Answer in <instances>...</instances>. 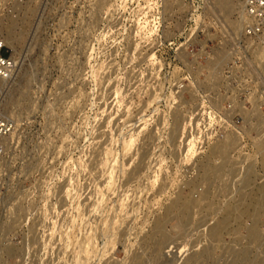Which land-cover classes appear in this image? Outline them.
Here are the masks:
<instances>
[{"label":"rangeland","instance_id":"1","mask_svg":"<svg viewBox=\"0 0 264 264\" xmlns=\"http://www.w3.org/2000/svg\"><path fill=\"white\" fill-rule=\"evenodd\" d=\"M219 1L0 0V36L10 35L18 62L4 84L17 131L0 171V264H260L264 246L248 232L258 219L264 228V209L244 226L237 219L264 180V120L249 123L250 151L225 136L185 154L186 115L212 85H148L152 56L159 67L192 46L222 51L218 67L231 58L243 0H224L234 8L226 15ZM193 3L201 8L186 25ZM180 57L183 76H211L208 64L192 73L191 56ZM228 139L212 172L211 151ZM207 176L221 193L167 213L197 198ZM16 185L22 192L9 191Z\"/></svg>","mask_w":264,"mask_h":264},{"label":"built area","instance_id":"2","mask_svg":"<svg viewBox=\"0 0 264 264\" xmlns=\"http://www.w3.org/2000/svg\"><path fill=\"white\" fill-rule=\"evenodd\" d=\"M200 8L199 4L193 3V12L187 16L186 25L195 20L194 13L199 12ZM238 20L243 30L235 44L240 45L232 49L229 53L231 58L219 67L218 63L214 65L217 62L215 50L195 51L192 46H188L183 52L182 48H177L167 57L162 56L159 67L155 65V56L150 59L148 85H176L178 89H183L185 85H212L208 90L197 92V102L186 115L187 124L181 137V149H185V154L192 147L197 154L195 157H198L215 141L222 142L225 136H235V139L238 137V146L242 153L250 151L252 138L256 133H249L247 128L253 118H258L254 116L258 105L256 113L261 111V119L264 120V0H243ZM184 52L197 65L191 68L192 73L197 68L200 71L208 64L211 76L204 74V79L192 78L187 73L183 76V61L180 56ZM17 70L18 62L14 51L7 45L4 37L0 36V171L9 149L8 140L17 131L16 121L3 107V96L6 92L4 84L13 79ZM215 85L219 87H214ZM3 179L1 175L0 201L5 198L7 191ZM13 187L9 191L22 192L19 185Z\"/></svg>","mask_w":264,"mask_h":264},{"label":"bare ground","instance_id":"3","mask_svg":"<svg viewBox=\"0 0 264 264\" xmlns=\"http://www.w3.org/2000/svg\"><path fill=\"white\" fill-rule=\"evenodd\" d=\"M219 8L221 13L223 14H227L228 11L230 10H234L233 5L230 4V1H219ZM239 25H235L234 28L236 30H238ZM241 28V27H240ZM241 30V29H240ZM10 34H12V32H10ZM14 35V34H13ZM10 35H7L4 37V39L8 40L11 42L10 40ZM12 44V43H10ZM222 52V51H221ZM217 53V62L220 59V54L222 53ZM224 53V52H223ZM258 55H260V53H258ZM220 61V60H219ZM222 61V60H221ZM214 63V65L216 64ZM22 94V93H21ZM24 94V93H23ZM21 96V95H20ZM20 100V99H19ZM257 111V110H256ZM258 119H261V116L258 117ZM232 140L228 139L226 140V142L220 144V145H215L213 151H211L212 153V163H209V168H212V172L216 169V168H220V163L222 162V155L225 154L226 152H228L230 150V147L232 145ZM258 147H260V149H264V135L258 140ZM226 155V154H225ZM202 162V161H201ZM212 164V165H211ZM205 170V169H204ZM237 177V176H236ZM239 177V176H238ZM251 177V176H250ZM204 181L206 182V184H208L209 186L202 191L199 196L197 198H191L188 200H177L172 202L167 210L168 214L173 213L175 210L178 209V207H183L184 209H190L192 204L197 202V201H201L203 199H208L209 197H211L212 195H215L217 193H221V191L223 190V188H221L219 185H217L214 181L212 180L209 176H207ZM232 182V181H231ZM218 183V182H217ZM246 184L248 183H252V181L250 179L245 181ZM213 197V196H212ZM210 199V198H209ZM254 200V205L252 209H248L247 207L245 208L244 211H242L238 216L237 222L239 224V226H244V217L249 216V214H252V211H258L264 209V180H262L255 188V193L253 194V196H251V200ZM205 201V200H204ZM167 208V207H166ZM200 208V207H199ZM196 209V208H195ZM194 209V211H196ZM201 209V208H200ZM203 209V208H202ZM237 210L239 208H236ZM241 210V209H240ZM239 210V211H240ZM200 211V210H198ZM197 211V212H198ZM232 211V210H231ZM234 211V210H233ZM187 212V211H186ZM201 212V211H200ZM230 212V211H229ZM183 213V212H182ZM181 214V213H180ZM233 215V214H232ZM252 217V216H251ZM259 217V216H258ZM230 219V218H229ZM228 219V220H229ZM163 220V219H162ZM161 220V221H162ZM167 221V220H166ZM168 222V221H167ZM227 223V222H226ZM230 223V221H229ZM263 223L260 222V220H256L254 222V224L249 228V232H248V237H249V242H251L252 244H254V246H258V247H262L264 246V228L262 226ZM162 225V224H161ZM182 225V224H180ZM225 225V224H224ZM160 226V225H159ZM219 226V225H218ZM234 226V225H233ZM214 228V227H213ZM228 228V227H227ZM230 228V227H229ZM232 228V227H231ZM159 229V228H158ZM218 230V229H217ZM227 230V229H226ZM225 230V231H226ZM223 231V230H222ZM233 231V230H232ZM157 232V231H156ZM160 232V237L159 238V242L162 244L165 241V237L162 231V228L159 229ZM215 234V233H214ZM221 234V233H220ZM159 235V234H158ZM218 235V232H217ZM220 236V235H219ZM217 237V236H216ZM214 239V238H213ZM218 240V239H217ZM215 241V240H214ZM158 242V243H159ZM241 245V244H240ZM243 247V246H242ZM5 250V249H4ZM8 250V249H7ZM241 250V255H243L246 252V248L243 247V249H239V251ZM248 253V252H247ZM246 253V254H247ZM243 258H245L243 256ZM247 260V259H246ZM240 261V260H239ZM260 264H264V258L260 259Z\"/></svg>","mask_w":264,"mask_h":264}]
</instances>
